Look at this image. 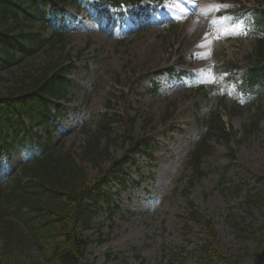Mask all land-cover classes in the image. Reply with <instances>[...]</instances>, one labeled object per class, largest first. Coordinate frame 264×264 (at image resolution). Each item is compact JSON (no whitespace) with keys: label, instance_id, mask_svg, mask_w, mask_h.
Segmentation results:
<instances>
[{"label":"rangeland","instance_id":"rangeland-1","mask_svg":"<svg viewBox=\"0 0 264 264\" xmlns=\"http://www.w3.org/2000/svg\"><path fill=\"white\" fill-rule=\"evenodd\" d=\"M232 3L235 7L264 5L262 0H163L162 10L167 9L155 13L154 18L163 13L174 14L173 21L164 28L157 25L134 34L123 42H119V35L108 36L96 30L92 19L86 18L87 10L80 12L79 17L85 19L84 28L73 34L66 46L76 66L71 75L76 88L72 102L66 105V116L61 119L64 130L74 127L63 138L65 149L79 152L86 139L81 120L71 118L74 111L85 114L83 118L91 130L105 114L121 115L122 121L113 125V137H117L129 130L128 118L140 109L130 134L156 140L151 154L137 156L127 188L122 191L118 185L113 186L114 191H120L112 200L119 210L112 217L102 211L95 220V229L88 232L93 240L86 253L89 264H167L176 256L182 260L175 264H196L203 237L198 234L202 228L188 220L190 201L216 223L215 245L221 251L216 263L222 264L224 257L237 264L251 263L248 254L256 245L252 231L264 225V208L247 201L249 193L260 185L264 187V122L242 142L234 138L230 144L216 143L214 154L205 163L208 176L186 190L188 178L180 177L182 173L192 175L184 165L197 133L195 119L207 112L205 93L189 88L187 80L184 83L168 73H159L163 68L176 66L198 76L205 73L206 81L211 73L227 76L222 70L229 69L228 63H235L240 65L236 70V75H240L254 41L244 37L237 40L241 36L237 27L240 24L226 6ZM43 60L44 55L33 60V68H38ZM31 63L2 71L0 91L5 92L25 70L32 68ZM118 75L122 85L115 81ZM153 78L160 84L156 95L147 92ZM219 80L230 95L231 83L221 77ZM173 104L176 111L164 122ZM222 104L224 109L233 105L230 98ZM219 105L220 101L214 103L212 110L216 111ZM254 111L251 105L242 107L237 115L225 117L237 132V139L242 137L241 131ZM150 116L153 123L145 130L144 122ZM58 138L56 135L55 140ZM126 149L119 140L110 146L115 158ZM231 149L235 150L234 157L229 155ZM85 168L88 178L94 180L97 171L88 163ZM241 182L244 188L236 195L233 190Z\"/></svg>","mask_w":264,"mask_h":264},{"label":"trees","instance_id":"trees-1","mask_svg":"<svg viewBox=\"0 0 264 264\" xmlns=\"http://www.w3.org/2000/svg\"><path fill=\"white\" fill-rule=\"evenodd\" d=\"M72 3L76 0H0V73L15 61L20 65L40 53L47 54L43 65L29 68L5 92L0 91L2 146L12 150L15 145L21 146L29 134L38 142L35 149L45 150L42 156L22 165L21 174L13 179L9 188L0 190V264H87L84 251L90 240L83 234L94 226L99 198L109 200L108 192L101 186L111 177L119 179L127 170L125 163L129 159L115 161L107 175L100 173L96 187L88 188L89 178L82 167L83 163L92 162L99 168L104 158L110 156L111 126L120 120L118 115L106 114L95 132L85 129L88 137L80 155L64 152L63 145L56 148L51 143L55 126L52 121L54 116L61 114L62 108L59 106L53 114L51 100L65 97L72 88L68 79L72 65L66 63L67 55H63L68 35L53 27L46 38L32 29L34 24L47 28L51 12ZM257 21L264 31V12L257 13ZM55 50L61 54L54 56ZM253 56L256 60L245 75L244 86L252 89L261 85L260 91L264 94L263 38L258 41ZM256 117L264 118V111ZM26 118L31 120L30 125L25 124ZM129 121L133 126L136 116ZM150 121L151 118L147 123ZM200 124L203 129L207 124L208 132L196 146L190 161L197 179L207 175L202 164L213 153L211 141H229L231 138L219 113L211 115L209 121L201 119ZM39 125L45 127V135L35 131ZM257 126L254 122L247 132H253ZM123 142L129 144L128 152L149 145L147 140L134 137H124ZM85 196L97 207L84 203ZM196 212L192 218L201 220V215ZM257 241L258 247L251 255L252 264H264V234ZM209 247H203L199 264H210L207 257L214 255V249Z\"/></svg>","mask_w":264,"mask_h":264},{"label":"snow or ice","instance_id":"snow-or-ice-1","mask_svg":"<svg viewBox=\"0 0 264 264\" xmlns=\"http://www.w3.org/2000/svg\"><path fill=\"white\" fill-rule=\"evenodd\" d=\"M238 28H239V30L243 33V34H247V32L246 31H244V25L243 24H240V25H238L237 26ZM219 37H217V39H218Z\"/></svg>","mask_w":264,"mask_h":264}]
</instances>
